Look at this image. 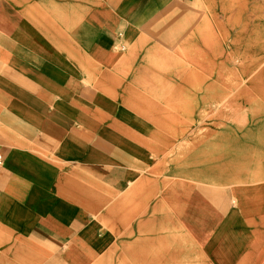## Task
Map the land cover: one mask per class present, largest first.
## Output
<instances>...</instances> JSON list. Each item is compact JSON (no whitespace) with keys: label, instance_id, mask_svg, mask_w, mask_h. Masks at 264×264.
Returning a JSON list of instances; mask_svg holds the SVG:
<instances>
[{"label":"crops","instance_id":"0c3cea01","mask_svg":"<svg viewBox=\"0 0 264 264\" xmlns=\"http://www.w3.org/2000/svg\"><path fill=\"white\" fill-rule=\"evenodd\" d=\"M209 105L207 234L172 218L201 264H264V0H0V264H161L158 151Z\"/></svg>","mask_w":264,"mask_h":264},{"label":"rangeland","instance_id":"374dc122","mask_svg":"<svg viewBox=\"0 0 264 264\" xmlns=\"http://www.w3.org/2000/svg\"><path fill=\"white\" fill-rule=\"evenodd\" d=\"M216 106L218 107V105L207 106L204 114L200 111L199 118L190 120L188 127L180 132L181 136L175 137L173 139L174 142L169 145L167 149L159 148L157 157H159L161 162V170L159 171L161 173V181L156 198H160L161 202L155 203V207L150 206L148 202L145 204L147 212L154 211L156 212L155 217H157V219H154L148 216L146 221L149 228H163V232L165 233V240L163 241L165 243H173V241H175L173 236L168 234V232H175L176 234L177 231H180L179 234L174 235L176 238L178 237L177 241L174 242L178 243L175 247L166 244L165 250L162 252L164 256L162 257L161 264H201L202 262V260L199 259L200 255L198 251L194 248L191 236L188 235L186 231H182V229H176V227L182 225V219L179 217L180 220L178 222V220L173 219L172 216L177 212L179 215L183 213L181 211H184L185 203L182 199L186 198V196L191 193L192 188H196L195 186L204 187V173L209 176L215 175L212 173L215 172L214 170L204 168L205 170L203 171L201 161L211 156L212 152H210L209 149L214 147L216 139H219V141L222 139L224 143L227 140L220 132L224 131V127L229 124L228 119L214 120L211 118ZM202 150L204 152H202ZM214 156L215 155L211 157ZM223 169L226 168L223 167ZM208 179L212 180L209 177ZM199 200L200 201L193 199L191 201L189 199L186 203L190 210L185 208V212L189 214V216L192 215L196 221L187 218L183 219V221L188 229L191 230V228H194L206 235L207 219L198 209V204L202 201L201 199ZM192 204L197 205L193 208ZM138 207V205L135 206L136 211ZM198 223H200V225H198ZM218 223L217 221L216 227ZM135 241L137 243L140 242L139 240ZM176 247L179 248L180 253L176 250L173 251V248L176 249ZM200 247L202 251H206L205 254L207 258H209L208 248L211 247L208 246V238L207 241L200 244ZM129 259L131 258L129 257ZM126 260L127 255L121 253L114 254L112 258L107 259L108 264H125Z\"/></svg>","mask_w":264,"mask_h":264},{"label":"built area","instance_id":"2783aa9c","mask_svg":"<svg viewBox=\"0 0 264 264\" xmlns=\"http://www.w3.org/2000/svg\"><path fill=\"white\" fill-rule=\"evenodd\" d=\"M1 165H2V154H0V168H1Z\"/></svg>","mask_w":264,"mask_h":264}]
</instances>
